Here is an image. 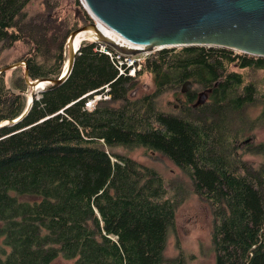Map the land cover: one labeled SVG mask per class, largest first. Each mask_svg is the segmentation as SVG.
<instances>
[{"label":"trees","instance_id":"1","mask_svg":"<svg viewBox=\"0 0 264 264\" xmlns=\"http://www.w3.org/2000/svg\"><path fill=\"white\" fill-rule=\"evenodd\" d=\"M29 1L0 0V50L24 43L29 55L19 62L27 80H56L76 28L53 17L49 0L41 3L44 16L23 12ZM100 47L82 42L68 77L39 92L14 124L27 102L24 68L17 76L14 69L7 85L0 74V264H50L57 257L73 264H185L181 255L164 257L183 198L169 197L153 169L111 152L117 147L161 154L189 177L211 210L214 264H264V144L242 149L241 141L264 125V90L230 70H264V58L217 47L167 48L144 56L132 77L128 69L120 74L114 50L104 46L108 57ZM144 75L152 77V91L131 96ZM186 82L192 89L177 113L160 110L158 98ZM201 92L207 100L194 107ZM94 95L101 98L84 108ZM258 99L263 108L250 120L246 108ZM244 154L262 162L255 168Z\"/></svg>","mask_w":264,"mask_h":264},{"label":"water","instance_id":"2","mask_svg":"<svg viewBox=\"0 0 264 264\" xmlns=\"http://www.w3.org/2000/svg\"><path fill=\"white\" fill-rule=\"evenodd\" d=\"M81 1L91 16V22L78 18L81 26L67 36L61 78L29 82L25 64L21 62L0 69L1 74L17 66L24 68L23 79L29 97L22 114L11 123L20 121L27 114L39 92L47 87H57L68 77L79 45L86 42L83 34L87 31L95 35V39L88 42L98 43L128 57L167 48L203 46L264 58V0ZM99 24L132 47L103 36L96 28ZM190 88L189 82L184 83L181 94H187ZM205 100L207 96L200 94L194 107L202 105Z\"/></svg>","mask_w":264,"mask_h":264},{"label":"rangeland","instance_id":"3","mask_svg":"<svg viewBox=\"0 0 264 264\" xmlns=\"http://www.w3.org/2000/svg\"><path fill=\"white\" fill-rule=\"evenodd\" d=\"M42 1L44 0H30L24 7L23 12L31 15L38 13L36 15L44 16L47 14V9L41 4ZM75 1L78 3L79 7H76L73 0L48 1V5L50 3H55V5H52V9L49 8L50 13H53V17L64 20L69 31L81 26L78 18L82 17L84 19V16L91 18L83 2L81 0ZM54 50V48L50 49V51ZM28 52L29 46H26L24 43H15L11 47L2 48L0 50V69L19 63V61L23 60L22 57L29 55ZM146 55H148V53L134 57L140 59L142 62V58ZM63 56L64 58L66 56L65 48ZM21 68L22 66H17L3 72L6 85L13 76H11V72L13 73V70L16 69L14 73L17 76L19 75V71L22 70ZM230 70L239 73L244 72L246 83L255 82L259 89L264 90V70L241 71L237 68H230ZM138 84L139 86L135 89V92L133 91L131 93L133 97L140 96L143 93H150L153 89L152 77L150 75L142 76ZM191 89L192 88H190V90ZM201 93L205 94V92ZM94 96H99V99L101 98L100 95ZM28 97L29 94L27 95V99ZM181 101H184V96L181 94L180 88L176 91L163 94L157 100L160 110L173 114H176L179 110L182 104ZM262 108L263 103L261 99H258L255 105L253 104L246 108L248 119L256 120ZM241 141L243 143L242 149L247 145L264 144V125L246 134L245 138ZM111 152L125 155L140 165L153 169L162 177L169 197L176 196L179 200L183 198V201L179 204L175 213L174 227L170 230L167 237L164 257L167 260H171L181 255L183 256L185 264H214V252L210 242L213 219L211 210L207 203L194 194L189 177L163 155L143 148L124 149L117 147L111 149ZM240 153L243 154L242 152ZM242 158L255 168L262 162L261 157L255 155L244 154ZM17 199L27 202L37 200V198L33 196H20L17 197ZM50 264H73V260H65L61 257H57Z\"/></svg>","mask_w":264,"mask_h":264},{"label":"built area","instance_id":"4","mask_svg":"<svg viewBox=\"0 0 264 264\" xmlns=\"http://www.w3.org/2000/svg\"><path fill=\"white\" fill-rule=\"evenodd\" d=\"M117 43L122 44L127 47H132L122 39L116 37ZM119 40V41H118ZM121 40V41H120ZM100 50L105 53L108 57H110V54L104 49V46L101 45ZM115 59L118 61V70L120 74L125 70L128 69V75L129 76H134L135 71L139 70L141 67V60L136 58V57H128V56H123L120 54L115 53ZM143 59V58H142ZM123 68V69H122ZM99 100V96H93L92 99L87 100L84 102L83 106L86 109L92 108V104L96 101Z\"/></svg>","mask_w":264,"mask_h":264},{"label":"bare ground","instance_id":"5","mask_svg":"<svg viewBox=\"0 0 264 264\" xmlns=\"http://www.w3.org/2000/svg\"><path fill=\"white\" fill-rule=\"evenodd\" d=\"M96 28H97V30L104 36V35H106V36H108V37H110L111 39H113L114 41H116L117 42V40H116V37H118V36H116L115 35V33H113V32H111L110 30H108L106 27H104V26H102V25H98V26H96ZM95 35H94V33L92 32V31H87V32H85L84 34H83V38H84V40H86V41H92V40H94L95 38ZM119 38V37H118ZM119 41V40H118ZM121 41V40H120ZM64 70V69H63ZM37 90V89H36ZM5 124V123H4Z\"/></svg>","mask_w":264,"mask_h":264},{"label":"flooded vegetation","instance_id":"6","mask_svg":"<svg viewBox=\"0 0 264 264\" xmlns=\"http://www.w3.org/2000/svg\"><path fill=\"white\" fill-rule=\"evenodd\" d=\"M184 95V94H183Z\"/></svg>","mask_w":264,"mask_h":264}]
</instances>
